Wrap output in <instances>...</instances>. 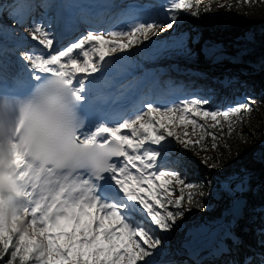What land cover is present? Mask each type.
Wrapping results in <instances>:
<instances>
[{
  "label": "snow or ice",
  "instance_id": "snow-or-ice-1",
  "mask_svg": "<svg viewBox=\"0 0 264 264\" xmlns=\"http://www.w3.org/2000/svg\"><path fill=\"white\" fill-rule=\"evenodd\" d=\"M201 2L161 0L158 6H146L99 0L55 5L12 0L6 6L0 4L18 25L4 29L11 48L6 44L3 52L10 51L12 56L7 63L0 60V99L15 101L41 79L63 77L82 102L80 111L87 121L77 142L106 147L110 157L95 175L56 176L50 168L33 163L27 138L19 129L7 150L0 145V264H180L171 258L168 242L187 223L186 213L205 208L199 198L213 182L214 195L225 205L224 216L203 228L186 247L193 255L207 248L210 256L226 258L220 262L196 259L195 264H264V239L256 250L231 230L253 171L240 166L239 152L235 164L225 167L220 151L225 136H231L254 111L256 99L243 93L218 105L216 93L200 87L195 79L162 80L154 71L133 74L139 66L135 57L163 47L178 56H194L174 33L186 18L183 13L191 10L192 17L200 16ZM39 8L45 11L37 12ZM49 8L54 14H49ZM98 9H107L111 15ZM203 11L210 12L211 5ZM19 29L28 35H20ZM161 29L172 31L162 37ZM170 39L175 43L169 46ZM137 45L143 47L129 51ZM221 49L220 44L206 42L202 50L206 58L220 60L224 59L217 54ZM209 120L219 134L205 128ZM181 125L182 135L177 131ZM197 128L203 131L193 140ZM239 135L244 140V134ZM206 136L210 142L203 143ZM176 144L199 159L208 178L202 174L198 181L189 179L172 166L169 153ZM225 147L231 154V146ZM208 152L217 155H201ZM260 161L264 164V152ZM229 239L231 248L225 243Z\"/></svg>",
  "mask_w": 264,
  "mask_h": 264
},
{
  "label": "rangeland",
  "instance_id": "rangeland-1",
  "mask_svg": "<svg viewBox=\"0 0 264 264\" xmlns=\"http://www.w3.org/2000/svg\"><path fill=\"white\" fill-rule=\"evenodd\" d=\"M194 2V0H193ZM52 3V2H51ZM232 5L231 10L227 7H220L219 5ZM206 5H211V11L209 13H219L224 14L225 17H231V20H225L219 24L211 23L205 21L202 17H192L189 12L183 13L186 17L182 23H179V27L174 33L176 39H184L187 43L188 47L194 53V56L188 59H191L193 63H197L200 59L201 54L203 53V46L206 42L208 43H216L220 44L222 48L227 49L225 47L231 46L232 50L237 52L238 55L242 56V54L246 53L247 44L246 41L253 37V31L256 27L262 29L264 31V3H253V4H245L243 0H202L200 4V10L203 11ZM158 6V5H157ZM5 10V9H3ZM2 10V11H3ZM0 12V38L3 36L5 37L4 26L1 24H10L11 28L17 29L16 23L11 21L8 18V14H2ZM2 14V15H1ZM231 21V22H229ZM25 31V30H24ZM172 30H160V36L168 37L169 32ZM24 35V34H20ZM27 32H25V36H27ZM3 37V38H4ZM152 39H156L153 37ZM1 40V39H0ZM194 40H199V43H193ZM148 41H145L147 43ZM150 42V41H149ZM167 45H172L175 43L174 40H168ZM138 47H143V45H137L136 47L131 48L129 51L135 52ZM146 55V54H145ZM156 55V56H155ZM181 60L185 58L184 56L175 55L174 51L170 47H163L160 50H155L147 56H137L136 60L140 66L148 67V70L151 72H158L157 66L159 64H164L165 66L161 69H168L169 65H173L177 62V59ZM177 61H176V60ZM181 60H179L181 63ZM175 61V62H174ZM152 62V64H151ZM241 64L240 59H238V66ZM155 67V68H151ZM151 68V69H149ZM160 70V69H159ZM135 73L136 70L134 69ZM139 74V73H137ZM239 77L237 80L243 81V84L238 87V90L243 94L247 93L252 95L257 104L254 105V111L250 114L246 115L244 118L243 124L238 127L231 136H225L223 142L221 143L220 151L224 153V164L225 167L235 164L236 153L239 152L245 153V156L251 159L252 155L262 148L264 142V110L261 108L258 100L257 94L251 93V89L253 88L250 83H248L249 79L251 80V72L247 73H240L238 70ZM237 74H235V77ZM214 80V79H213ZM188 82V81H187ZM231 86L234 85V82L230 83ZM201 87V86H200ZM203 88V87H202ZM226 88H229V84L226 85ZM236 88V86H235ZM234 88V89H235ZM210 89V88H209ZM208 89V90H209ZM216 89L218 92L216 93V104L222 105V102L225 100L223 99L224 90L222 85H217ZM260 91L264 94V83L260 85ZM212 90V89H210ZM214 91V88H213ZM246 91V92H245ZM200 123H204V121H200ZM212 121H208L205 125L208 131H216L219 134V129H212L210 125ZM184 126L181 125L177 128V131L183 134ZM189 132L191 133V125H188ZM203 129L197 128L195 133L192 134V139L195 140L199 137ZM225 131H227V123L225 122ZM244 134V140L241 139L239 133ZM187 139V137H185ZM246 140V142H245ZM210 142V137L206 136L205 141L203 143ZM175 144V140H173ZM225 145H230L232 148L231 154L227 151ZM201 155H211L216 156V152H208V153H201ZM192 158L198 160V162H194ZM169 160L173 162L172 166L175 167L181 174H185V170L181 169L182 164L190 163L192 166L195 164L203 167L204 165L200 164L199 159L191 152L184 150L180 145L176 144L175 149L169 153ZM195 165V166H197ZM204 176L207 177V173L204 172ZM188 177V176H187ZM193 178V177H191ZM215 190V182L211 185H207L203 191L206 193L201 199V202L205 204V208L203 210H199L193 208L191 212L186 213L185 219L187 223L178 232L173 239L168 242V245L171 246L175 251L176 241L179 237H188L195 233H200L203 228L207 225L213 223L214 221L209 220L212 219H220L224 215L225 205L224 203L214 195ZM178 189L176 191V195H178ZM180 223V221H177ZM163 246V245H162ZM178 256V255H177ZM175 255L174 258L177 257ZM181 256V255H179ZM210 261V260H206ZM195 263V261H193Z\"/></svg>",
  "mask_w": 264,
  "mask_h": 264
},
{
  "label": "clouds",
  "instance_id": "clouds-1",
  "mask_svg": "<svg viewBox=\"0 0 264 264\" xmlns=\"http://www.w3.org/2000/svg\"><path fill=\"white\" fill-rule=\"evenodd\" d=\"M81 104L73 86L56 75L34 83L26 96L15 101L0 99V145L7 150L19 129L27 138L28 154L41 169L50 168L56 176L97 174L110 157L106 147L77 142L87 123Z\"/></svg>",
  "mask_w": 264,
  "mask_h": 264
},
{
  "label": "trees",
  "instance_id": "trees-1",
  "mask_svg": "<svg viewBox=\"0 0 264 264\" xmlns=\"http://www.w3.org/2000/svg\"><path fill=\"white\" fill-rule=\"evenodd\" d=\"M1 4V1H0ZM205 19L209 24H219L225 20L224 14L209 13L200 10V16ZM231 22V21H229ZM253 38L247 43L250 47V54L247 56L248 60H255L264 68V31L258 27L254 29ZM250 73V72H247ZM250 80V79H249ZM250 81H248L249 83ZM261 108L264 110V95L258 94ZM264 152V144L259 152L252 155L251 159L245 156V153H241L240 166H249L253 171V179L250 183L249 191L243 194L246 198L248 209L244 217L237 222L231 229L233 233L250 248L260 250V241L264 239V164L260 161V156ZM236 162V159L234 160ZM228 167V166H227ZM189 174H194L198 178L203 174L204 169L201 167H192L189 170ZM228 219H231L230 216ZM225 243L231 248L233 246L232 240L229 239Z\"/></svg>",
  "mask_w": 264,
  "mask_h": 264
},
{
  "label": "bare ground",
  "instance_id": "bare-ground-1",
  "mask_svg": "<svg viewBox=\"0 0 264 264\" xmlns=\"http://www.w3.org/2000/svg\"><path fill=\"white\" fill-rule=\"evenodd\" d=\"M45 1H46V2H45ZM49 1H50V0H49ZM135 1H136V0H134V2H135ZM38 2H40V0H33V1H32L33 4L38 3ZM43 2L48 3L47 0H43ZM48 4H49V3H48ZM37 10H38V9H37ZM49 10H50V8H49ZM155 56H156V55H155ZM7 57H11V55H10V54H7L6 58H7ZM3 58H5V57L3 56ZM6 58H5V59H6ZM135 60H136V57H135ZM136 61H137V60H136ZM137 63H138V62H137ZM151 64H152V62H151ZM138 65H139V63H138ZM149 69H151V68H149ZM135 70H136V72L139 73V74H142L143 72H146V71H147V72H151V71L148 70V67H146V66H140V65H139L137 68H135ZM156 73H157V72H156Z\"/></svg>",
  "mask_w": 264,
  "mask_h": 264
},
{
  "label": "water",
  "instance_id": "water-1",
  "mask_svg": "<svg viewBox=\"0 0 264 264\" xmlns=\"http://www.w3.org/2000/svg\"><path fill=\"white\" fill-rule=\"evenodd\" d=\"M243 200H244V204H243V207L239 210V215H238L236 221H238L242 217L243 213L246 210V202H245V199H243Z\"/></svg>",
  "mask_w": 264,
  "mask_h": 264
}]
</instances>
